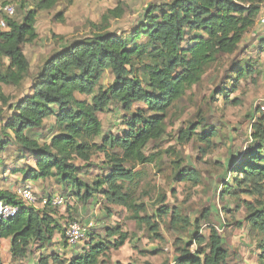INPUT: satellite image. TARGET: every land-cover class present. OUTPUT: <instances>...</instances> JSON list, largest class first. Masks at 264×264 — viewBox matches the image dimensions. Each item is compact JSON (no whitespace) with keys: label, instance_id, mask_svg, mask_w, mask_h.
<instances>
[{"label":"trees","instance_id":"16d2710c","mask_svg":"<svg viewBox=\"0 0 264 264\" xmlns=\"http://www.w3.org/2000/svg\"><path fill=\"white\" fill-rule=\"evenodd\" d=\"M20 1L19 9H24L28 1ZM29 1L30 7L24 10L20 22L5 17L6 29H0V58L8 61L5 68L0 67L2 84L18 86L25 79L29 63L22 45L37 38L38 12L50 10L59 2H72ZM263 6L264 0H164L150 4L127 34L109 30V18L118 19L124 14L121 4L108 9L101 23L92 25L90 35L75 39L49 56L38 68L28 92L9 106L3 130L11 135L0 139V150L11 143L33 160L32 165L13 172L22 173L23 185L53 179L81 203L97 196L109 206L123 207L132 212V219L146 224L155 234L158 224L150 222L147 215L140 217L145 208L137 204V188L143 177L138 167L155 164L162 155L161 151L147 153L148 145L166 134L168 112L201 81L206 70L220 56L236 52L244 35L255 26ZM62 16V12L56 15L58 20ZM254 63L250 59L233 61L228 75L231 81L214 90L217 97L230 102L229 94L237 89L239 81L256 73ZM105 71L113 76L108 87L99 83ZM77 95L90 96V100ZM0 99L6 102L1 94ZM111 106L123 112L124 127L118 133H104L98 117ZM250 117L251 145L229 162L231 182L223 181L222 195L241 192L254 197V205L245 204L244 222L252 232L264 235V114L256 109ZM203 118L180 129L178 140L187 143L195 138L210 148L218 131ZM98 156L101 159L93 164ZM174 164V180L199 182L197 172L182 165L180 157ZM94 166L100 173L90 182L84 181L80 172L88 173V168ZM46 198L47 202L36 208L26 205L17 193L0 188V200L18 206L15 216L0 221V239L9 240L13 257H26L32 241L42 244V248L50 245L55 233L67 244L62 217L51 204L53 196ZM206 214L200 212L199 217L191 219L179 208L161 205L157 209L156 218L167 217L169 228L187 231L198 246L194 253L177 248L175 264H228L229 253L219 233L213 227L207 237L200 233ZM84 238L82 252L67 261L52 251L40 257L38 264H100L108 251L124 245L127 233L116 225L107 228L104 237L88 231ZM259 247L264 259V239Z\"/></svg>","mask_w":264,"mask_h":264},{"label":"rangeland","instance_id":"374dc122","mask_svg":"<svg viewBox=\"0 0 264 264\" xmlns=\"http://www.w3.org/2000/svg\"><path fill=\"white\" fill-rule=\"evenodd\" d=\"M27 1L28 5L25 4L24 9H19L20 0H0V11L6 4L13 5L15 14L11 19L20 22L24 10L30 7V1ZM163 1L72 0L70 4L59 2L50 10L38 12L35 23L37 38L32 43L22 45L29 63L25 79L18 86L0 83V94L6 98V102L0 99V139L11 135L9 131L3 130L4 123L10 115L9 106L28 92L38 68L49 56L67 47L75 39L90 35L94 30L92 25H99L108 9L121 4L124 14L118 19L109 18V30L127 34L142 19L143 12L150 4ZM59 12L63 14L62 20L56 17ZM263 19L264 10L255 26L244 35L236 52L220 56L206 70L201 81L193 85L171 108L165 119L166 134L158 142L148 145L147 153L161 151L162 155L160 161L155 164L138 167L142 170L143 177L137 188V204H143L145 208L139 213L140 217L147 215L150 222L155 221L154 223L158 224L159 228L155 234L146 224H140L132 219L131 211L120 206H109L97 196L90 202L81 203L63 191L61 185L53 179L27 181L37 200L35 203L25 204L40 208L42 199L47 195H64V204L56 206L64 227L72 220L84 224L92 222L93 226L89 232L104 237L107 228L119 225L127 233V240L119 249L108 251V254L101 258L100 264H175L177 248H188L191 253L198 250V246L190 240L187 231L176 232L169 228L167 217L156 218L157 209L161 205H167L171 209H182L191 219L199 217L200 212H206L200 233L207 237L210 227L219 233L223 246L229 253L228 264H264L259 247L264 235L252 232L244 222L245 204L254 205L255 198L241 192L234 196L222 195L223 181L231 182L229 162L243 155L251 145L250 115L256 109H260L264 114V110L261 109V106L264 107V39L260 41V38H264ZM242 59L255 62L256 73L239 81L237 89L229 94L230 102L223 101L217 97L214 90L231 81L228 78L230 65L233 61ZM7 65V59L0 58V67L5 68ZM99 83L103 87L111 85L112 74L105 71ZM77 97L90 100V96ZM122 114L123 112L114 106L98 113L103 132H120L124 127L121 124ZM201 117H204L208 126L218 131V136L211 140V147L206 148L195 138L187 143H181L178 140L179 130L184 129L190 122L199 121ZM178 157L182 159V165H188L197 172L198 183L174 180L176 170L173 169L174 161ZM100 159L101 156L94 157L92 163L97 164ZM32 164V158L21 154L14 144L10 143L5 149H1L0 188L16 194L18 188L25 182L23 183L22 173L13 172V169H22ZM87 171L88 173L83 170L79 175L87 182H90L95 174L100 173L96 166L89 167ZM161 198H164L163 202L160 201ZM106 207L109 211L105 209ZM85 241L86 238L77 244L65 245L61 235L55 233L50 245L42 248V244L32 241L27 256L19 258L11 255L9 240L0 239V262L38 264L40 257H45L52 251L59 253V257L67 261L82 252L86 245Z\"/></svg>","mask_w":264,"mask_h":264},{"label":"built area","instance_id":"2783aa9c","mask_svg":"<svg viewBox=\"0 0 264 264\" xmlns=\"http://www.w3.org/2000/svg\"><path fill=\"white\" fill-rule=\"evenodd\" d=\"M15 14V8L11 4H6L2 7L0 11V29H6V21L5 17H12ZM264 20V19H263ZM264 110V107H261ZM18 195L28 204L35 203L37 198L32 190L30 184L22 185L18 188ZM47 198H43L41 204H45L47 202ZM64 197L55 195L51 199V204L59 206L64 204ZM18 212V206L14 204H10L0 200V221L7 220L13 216H15ZM93 226L92 222L87 224H82L78 220H72L68 222L65 226V240L67 243L74 245L84 239L87 232Z\"/></svg>","mask_w":264,"mask_h":264},{"label":"crops","instance_id":"0c3cea01","mask_svg":"<svg viewBox=\"0 0 264 264\" xmlns=\"http://www.w3.org/2000/svg\"><path fill=\"white\" fill-rule=\"evenodd\" d=\"M263 10H264V7L262 8L261 13H262Z\"/></svg>","mask_w":264,"mask_h":264}]
</instances>
